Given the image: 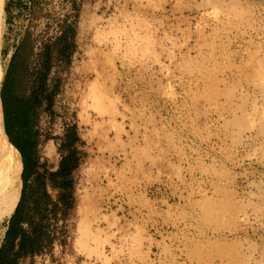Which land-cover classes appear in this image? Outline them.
Listing matches in <instances>:
<instances>
[{"label": "rangeland", "instance_id": "obj_1", "mask_svg": "<svg viewBox=\"0 0 264 264\" xmlns=\"http://www.w3.org/2000/svg\"><path fill=\"white\" fill-rule=\"evenodd\" d=\"M3 17L1 89L28 37L8 103L29 106L24 211L44 226L18 264H264V0H4ZM64 25L70 62L54 53L31 102L39 53ZM74 147L67 208L38 178Z\"/></svg>", "mask_w": 264, "mask_h": 264}, {"label": "trees", "instance_id": "obj_2", "mask_svg": "<svg viewBox=\"0 0 264 264\" xmlns=\"http://www.w3.org/2000/svg\"><path fill=\"white\" fill-rule=\"evenodd\" d=\"M75 29L73 25H64L62 33L56 37L52 44H46L43 51L39 53L41 62L39 65V84L36 90L33 92L32 97L29 100L31 102L42 104L41 94L47 75L52 68V59L54 53L58 56L60 61L69 63L72 52L75 48L74 44ZM28 37H25L21 45L18 46L11 59L10 66L6 78L1 89V99L3 103V112L0 105V121L2 126L1 138L3 143V155L5 158L7 175L11 180V186L15 195L17 196L16 210L11 217L8 228L5 233V238L0 246V264H18L19 258L27 254H34L41 251V247L34 245L35 242L40 240L41 228L44 227L40 222H34L31 216H26L24 203L28 194V188L31 185L28 183L30 176L37 172L32 169L33 158L32 150L34 143L30 137L22 134L18 136L19 131L22 129L23 132L30 131V116L29 106H23L19 109H14L8 103V97L10 89L13 86V71L16 68V59L20 55L21 50L27 46ZM11 142L19 149L23 158V164L25 167L23 180L24 187L20 193V170L21 161L15 154V148L9 142L7 134ZM63 147H69L75 144L79 138L75 128H71L65 136ZM11 144V145H10ZM11 148V150H8ZM77 148L67 150L60 161L59 167L54 171L45 170L39 175L40 187L42 188V199L50 200V194L47 190L48 184L53 187L60 188L62 191L57 199L62 202L67 208L71 207L72 203V189H73V177L72 173L78 166ZM48 202V201H47ZM37 207L35 206L34 209ZM43 219L40 216L39 219ZM40 219V220H41ZM24 224H28V228L24 227Z\"/></svg>", "mask_w": 264, "mask_h": 264}, {"label": "bare ground", "instance_id": "obj_3", "mask_svg": "<svg viewBox=\"0 0 264 264\" xmlns=\"http://www.w3.org/2000/svg\"><path fill=\"white\" fill-rule=\"evenodd\" d=\"M4 0H0V90L2 82L5 75V67L1 59V49H2V36H3V23H4ZM2 126L0 121V218L4 216L1 215V212H9L10 208L13 207L16 203V200L13 198L12 188L7 186L6 181V163L3 155V143L1 138Z\"/></svg>", "mask_w": 264, "mask_h": 264}]
</instances>
